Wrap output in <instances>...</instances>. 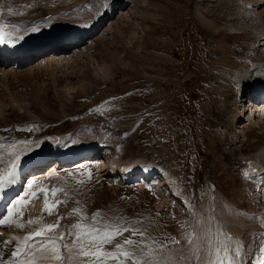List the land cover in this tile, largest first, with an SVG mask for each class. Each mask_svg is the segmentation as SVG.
<instances>
[{"label": "rangeland", "instance_id": "rangeland-1", "mask_svg": "<svg viewBox=\"0 0 264 264\" xmlns=\"http://www.w3.org/2000/svg\"><path fill=\"white\" fill-rule=\"evenodd\" d=\"M245 1L264 18V0ZM217 2L239 7L238 0ZM196 5L197 0H0V17L12 23L40 28L61 21L97 23L81 41L59 44L53 55L49 50L33 54L20 69L0 79V145L63 136L107 146L103 154L97 150L88 157L93 159L90 164H78L83 156L63 163L64 168L42 182L30 179L31 174L21 179L23 186L12 199L24 196L25 203L16 206L10 223L1 228L0 252L5 259L11 257V244L59 217H64L59 226L46 235L64 233L62 242L70 245L74 238L67 233L72 224L81 214L91 217L98 211L101 218L141 220L137 227L149 228V234L167 241L169 249L183 247L191 228L181 226L192 224L188 214L201 211L210 186L246 212L237 229L245 238L247 254L253 256L248 263L260 256L264 236L258 233L256 219L248 216L252 209H264V181L259 188L251 181L247 186L236 152L251 159L264 147V118L260 126L247 123L242 101L233 99V76L253 63H264V46L250 33L205 28L199 18L203 10L198 15ZM73 51L81 58L48 64L50 56ZM99 67L105 68L104 74ZM247 97L255 99V94ZM101 160L106 164L98 169ZM138 165L158 170L147 180L129 172ZM46 167L36 172H46ZM29 180L34 181L31 188ZM45 192L49 206L56 203L51 215L44 209ZM32 193L38 198L31 199ZM1 215H8L7 210ZM171 238L181 244H172Z\"/></svg>", "mask_w": 264, "mask_h": 264}, {"label": "bare ground", "instance_id": "bare-ground-1", "mask_svg": "<svg viewBox=\"0 0 264 264\" xmlns=\"http://www.w3.org/2000/svg\"><path fill=\"white\" fill-rule=\"evenodd\" d=\"M211 1L214 0H197L195 11L199 15L200 10H203V15H200L199 18L203 20V25L205 26V28L210 29L213 32H216V28L220 26L221 28H223V30H226L225 32L230 31L236 35L237 34L240 35L243 32L246 34L250 33L253 41L257 42L259 46L262 47L264 46V18L260 17V15L255 13L254 9H252L253 6L250 1L243 0L245 2L240 3V0H238L239 7L237 6L236 8H228V5H230L231 3H218L217 0L214 1L216 3H207ZM143 3H146V1H144ZM110 11L111 8H108L106 14H108ZM98 17L100 18V16ZM70 20L72 21V19ZM95 21L90 20L84 24L81 23V21L80 22L77 21L79 23L77 22L72 23L75 21H72L71 23L70 21L69 22L67 21L68 23H64L66 21H61L63 23L59 22L57 24L55 23V25L52 24L51 26H45L43 28H40L38 32L31 33V32H26L25 29H30L31 27H33V25L28 26L22 24L21 22L12 23L0 17V25L4 26L3 32L6 34H11L13 39H15V46H9L8 43L0 44V79H5L8 74H11L12 72L20 69L24 65V63L30 61L33 58L32 56L33 54H38L41 51H47V50L51 52L50 53L51 55L58 52V47H57L58 45H53L52 43L69 42L68 41L70 40L69 38L74 36L77 37V41H81L83 37L87 33H89L92 30V28L97 24V23L95 24ZM10 25H16L17 27L13 28ZM40 27H42V25ZM21 36L24 37L23 40L17 39L18 37ZM49 44L51 45V47ZM69 45L70 44H68V46ZM65 49L66 46L64 45V48H62V50ZM74 53L75 54L69 56L63 55V57L61 55H59L61 57L50 56L48 58L49 60L48 64L54 60H59L61 58L62 59L65 58L66 61H70L73 57L75 59L81 56L79 52L78 53L74 52ZM99 68H100V73L104 74L105 68L104 67H99ZM31 74L29 75L31 76ZM233 78H234V83L236 85V91L235 94L233 95V99H238L239 101H242L240 110L242 112L244 111L243 116L247 112V110H249V113L246 115V121H248L247 123L260 126L259 123L262 124V120H263L262 117L264 116V63L261 62L253 63L250 66H246L243 72L234 75ZM249 93H252L253 96L255 94V99L252 97L251 98L247 97ZM252 100L254 101L253 103L251 102ZM230 102L228 101V104H230ZM245 102L248 103L247 107L245 106ZM24 103H21V105L22 106L26 105V103L25 104ZM249 104L250 105L252 104V106L254 107L253 110L250 108ZM234 136L237 137L235 134ZM47 137L46 138L42 137L41 139H38L39 141H35V142H27V143H22V141L13 142L16 144V148L13 149L12 151L21 153V161H20V167L16 169L17 174L15 177V183L10 185L6 184L5 187L2 190H0L1 219H3L1 215L2 211L4 209L8 210V208L12 207V202H13L12 198L15 197L14 195L22 188V180L24 178L27 179V177H29L30 172L25 171V165H27L29 162H33L34 160L40 159L39 163L40 165L41 164L43 165L49 160V158H54V161H52V163L47 167L46 172H42V173L36 172L34 175L30 176L31 177L30 179L34 178L35 182L36 181L42 182L45 178H49L50 174H53L58 170L64 168L62 167L63 161L58 162L57 158H60L64 155L65 156L68 155V157H71L70 159H66L69 160L67 161V163H69L71 161H74L76 158L78 159L83 156H86L87 158L86 157L81 158V160H79L81 162H78V164L79 165H82L84 163L90 164L93 159H90L88 157H93L94 153L92 154L89 153L93 149L98 148V150L100 151L99 154H103L104 149L102 147H107L104 144V142H102L103 144H101L100 141H99L100 143L98 141L94 142L96 140L90 142V141H85L83 139L76 140L72 137H63V136H52L49 138ZM68 140H75L76 143L66 148L63 146V143ZM38 144L39 146H37ZM9 145L10 144L8 143L3 148H0V172H3V170L5 169L11 170L10 161L14 159V156L8 155L7 149ZM25 149H27V151H24ZM236 153L239 156V171L243 179L246 181L247 186L250 185L251 182H253L255 184L254 185L255 188H259V186H261L264 181V147H262L257 153L253 154L251 156V159H249V157H245V155L241 154L240 152H236ZM99 157L100 156H98V158ZM97 163H98L96 165L97 168L102 169L105 166L106 161L101 160ZM137 164L138 163H136V165ZM121 170L122 168L118 170L119 173H121ZM157 170L158 169H156V167L152 165L143 166V167L138 165V166H133L132 170L130 171L128 170V171L131 174H136L139 171H141L143 176L146 177V179L148 180L149 174L152 173L154 175L157 172ZM123 171H126V169L124 168ZM245 172L249 174L248 177H245L244 175ZM131 179L133 178L130 177L129 181ZM160 186H164V183L162 181H160ZM15 189L16 191H14ZM206 195H208V197L200 206L201 211L199 213L201 215H205V209L209 208L210 206H214L216 211L212 214L215 216L216 220L219 223L224 225L223 231L231 235L233 239L239 240L241 241L242 244H244L245 238L240 234L241 230L240 229L238 230L237 227L241 225V222H239V218L241 217V215H244V213L246 212L241 211L236 204L235 205L231 204L227 200V197L224 194H222L219 190L213 189V187L211 186L209 187V189H207ZM211 195H213L212 196L213 198L211 197ZM174 197L177 198L178 196L174 195ZM20 208L22 209V207ZM252 211H251L252 212L251 215L249 213L248 219L250 220L256 219L257 222L255 223L257 224V227L259 229L258 233L264 236V209H262V213L256 212L255 209H252ZM193 212L195 211H190L188 214V216L191 217L189 222L192 220L191 221L192 223L194 222L192 216ZM242 212L244 213L242 214ZM245 216L247 217V214ZM252 221L254 222V220ZM205 223L207 224V220H205ZM2 227L3 226H0V233L2 232L1 231ZM35 239L37 240V242H39L40 238L35 237ZM23 243L24 241H19L17 244L22 245ZM60 243L61 245L66 244L62 241ZM17 244H11L8 247L7 254H9V256H11V252L15 250ZM186 246L187 245L185 243L183 247ZM177 248L180 247L175 246L174 248H170V249L174 251ZM60 251L62 256L64 257L67 256V249L61 246ZM36 255L39 256L40 253L37 252ZM48 255H50V253H48ZM262 255H264V253L261 252L260 256L258 258H255V261L253 260L254 261L253 264H264V260H262ZM185 257H187V253L185 254ZM250 257L253 256L247 255V252H245V250L243 249L242 264H247L248 258ZM82 260H85V258H82ZM37 264H61V262L49 259V260H38ZM63 264H67L66 259L64 260ZM171 264H186V260H182L179 257V255H177L176 258L171 262Z\"/></svg>", "mask_w": 264, "mask_h": 264}, {"label": "snow or ice", "instance_id": "snow-or-ice-1", "mask_svg": "<svg viewBox=\"0 0 264 264\" xmlns=\"http://www.w3.org/2000/svg\"><path fill=\"white\" fill-rule=\"evenodd\" d=\"M8 12L11 14L12 9L8 8ZM10 26L17 27L16 25ZM3 27L0 25V44L8 43L9 46H15V39L11 34L4 33ZM39 30V25L25 29L26 32L31 33ZM17 39L23 40L24 37L21 36ZM156 118L160 119L159 116ZM22 143L27 142L23 141ZM75 143V140H68L63 143V146L67 148ZM3 147L0 145V148ZM15 148V143L8 146V155L14 156V159L10 161L11 170L5 169L0 172V190L6 184L15 183L16 169L20 167L21 161V153L12 151ZM71 175L72 173L69 172V176ZM244 175L245 177L249 176L247 172ZM89 178H91V172H89ZM27 183L28 187L31 188L33 181L29 180ZM42 191L44 190L42 189ZM56 193L57 190L53 189L52 195L55 196ZM25 195L28 193L26 192ZM32 195L36 197V193H32ZM24 203V196L17 197L12 202V207L8 208V215L0 219V226L8 225L16 206ZM55 207L56 203L49 206L47 192H45L44 209L51 215L52 209ZM73 211L76 213L81 210L74 209ZM215 211V207L210 206L205 209V215L193 212L194 222L190 225L181 226L192 229L186 232L184 236L187 246L177 248L174 251L169 249L167 241L162 243L151 236L149 228L137 227L142 223L141 220H128L127 217L101 218L99 211L91 217L81 214L78 221L72 224L67 233L74 238L73 242L70 245H61L60 242L64 240V233L59 236L46 235L59 226V220L64 218L59 217L55 223L48 224L25 236L24 243L22 245L17 244L15 250L11 252L10 258L5 259L4 254L0 252V264H37L38 260L49 259L59 261L61 264L65 259L67 264H111V262H115V264H129V262L131 264H171L177 255L182 260H186V264H242V252L246 246L223 231L224 225L219 223L212 214ZM205 220H207V224ZM28 223L32 224L34 221L29 220ZM124 233H130V236L125 237ZM35 237L40 238L39 242ZM117 237H123V239L117 240ZM170 242L175 245L181 244V240L175 238H171ZM4 243L8 244L10 241ZM109 245H112L114 250H108L106 246ZM61 246L67 249L66 257L61 255ZM37 252L40 253L39 256L36 255ZM261 252L264 253V246L261 247ZM186 253L187 257H185ZM84 257L87 259L82 260ZM262 260H264V255H262Z\"/></svg>", "mask_w": 264, "mask_h": 264}]
</instances>
